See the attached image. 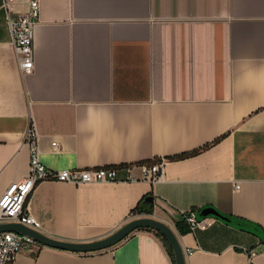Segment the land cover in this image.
<instances>
[{
	"label": "crops",
	"instance_id": "obj_1",
	"mask_svg": "<svg viewBox=\"0 0 264 264\" xmlns=\"http://www.w3.org/2000/svg\"><path fill=\"white\" fill-rule=\"evenodd\" d=\"M2 4L0 196L28 174L33 122L51 170L167 158L155 182H38L26 204L40 232L86 242L152 216L174 230L185 264H264V0H38L23 77L7 17L29 0ZM142 199L152 213L134 211ZM203 208L261 233L211 216L180 233L182 214ZM155 232L92 253L28 247L11 264H173Z\"/></svg>",
	"mask_w": 264,
	"mask_h": 264
},
{
	"label": "built area",
	"instance_id": "obj_2",
	"mask_svg": "<svg viewBox=\"0 0 264 264\" xmlns=\"http://www.w3.org/2000/svg\"><path fill=\"white\" fill-rule=\"evenodd\" d=\"M15 0H3V7L7 10V5ZM39 17L38 0H29L27 10L21 13L16 19L7 17V24L11 33V42L15 54L16 65L19 74L23 77L30 74L34 68V47L33 31ZM24 143L29 147V162L27 176L16 183L9 185L0 196V222H19L30 228L38 230L39 223L28 211L27 200L36 186L42 180H52L58 182L80 183H106V182H131L137 180H147L155 182L163 176L167 158H160L157 162H138L122 164L119 166H101L74 168L65 170H51L44 166L39 158L38 134L33 122H30ZM51 146L56 147V142ZM136 167L140 170L141 177L133 175L132 169ZM120 171H125L124 175ZM235 188L238 185L235 184ZM190 230L196 227H204L207 222L198 219L195 211L182 214ZM27 236L15 232H0V264H11L18 252L28 247L39 248ZM191 250H186L185 254H191ZM257 254L255 249H250V257Z\"/></svg>",
	"mask_w": 264,
	"mask_h": 264
},
{
	"label": "water",
	"instance_id": "obj_3",
	"mask_svg": "<svg viewBox=\"0 0 264 264\" xmlns=\"http://www.w3.org/2000/svg\"><path fill=\"white\" fill-rule=\"evenodd\" d=\"M149 201L152 202V198H149ZM199 216H214L226 222L230 221L228 217L223 216L213 208H203L199 212ZM139 229H151L162 234L172 249L175 264H185L184 252L177 240L174 230L165 222H162L152 216L133 218L121 225L109 235L97 240L86 242L67 241L53 238L40 232L39 230L30 228L19 222H0V232H15L29 237L40 246L75 253H92L110 248L122 241L135 230Z\"/></svg>",
	"mask_w": 264,
	"mask_h": 264
},
{
	"label": "trees",
	"instance_id": "obj_4",
	"mask_svg": "<svg viewBox=\"0 0 264 264\" xmlns=\"http://www.w3.org/2000/svg\"><path fill=\"white\" fill-rule=\"evenodd\" d=\"M152 207L153 206H152V204L150 202L149 203L148 202H145V201L143 202V199H142L137 204V206L134 209V211H136L137 213L146 212V213H149L150 214V213H152ZM196 215H197L198 219H203L204 218V217H200L199 216V213L196 214ZM211 217H214V216H211ZM228 218L230 219V221H229L230 223L235 224L236 226H238L241 229H245L246 231L252 232V233H254L256 235L257 234L259 235L261 233V230L257 226H255L253 224H250L248 222H245L243 219L233 218V217H230V216ZM176 227H177V229H178V231L180 233H185V232L190 231L189 225L188 224H185V219L184 218H182L181 220H178L176 222ZM147 230H149V229H147ZM155 233L163 241V243H164L167 251L170 254V257L172 259L173 264H175L173 252H172V249H171L170 245L168 244L167 240L159 232H155Z\"/></svg>",
	"mask_w": 264,
	"mask_h": 264
}]
</instances>
